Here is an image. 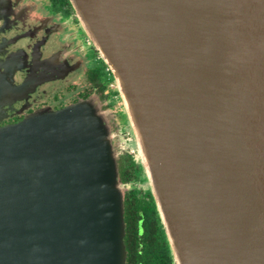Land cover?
Instances as JSON below:
<instances>
[{
	"label": "water",
	"instance_id": "obj_1",
	"mask_svg": "<svg viewBox=\"0 0 264 264\" xmlns=\"http://www.w3.org/2000/svg\"><path fill=\"white\" fill-rule=\"evenodd\" d=\"M70 1L175 263L264 264V0ZM118 174L95 101L0 126V264H124Z\"/></svg>",
	"mask_w": 264,
	"mask_h": 264
},
{
	"label": "flooded vegetation",
	"instance_id": "obj_2",
	"mask_svg": "<svg viewBox=\"0 0 264 264\" xmlns=\"http://www.w3.org/2000/svg\"><path fill=\"white\" fill-rule=\"evenodd\" d=\"M0 72L6 83L0 126L83 99L100 105L112 129L116 116L124 124L112 73L70 0H0ZM114 139L123 185L124 264H176L149 187L134 183L143 179L142 170L127 156L121 172L124 157Z\"/></svg>",
	"mask_w": 264,
	"mask_h": 264
},
{
	"label": "rangeland",
	"instance_id": "obj_3",
	"mask_svg": "<svg viewBox=\"0 0 264 264\" xmlns=\"http://www.w3.org/2000/svg\"><path fill=\"white\" fill-rule=\"evenodd\" d=\"M92 101H94V100H92ZM121 105H122V103H121ZM99 107H100V105H99ZM100 109H101V107H100ZM121 115H122V119H123L124 124L121 122L120 117L116 116V118H113L114 119V121L112 123L113 129L111 127L110 128H111V130H112V132L114 134V138L116 136L117 144L121 145V147L118 150L120 152H122L121 155L124 157L123 158L124 160L122 159V161H121L122 165L125 167L126 166V162L125 161L128 158L127 156H131V158H133V161L135 162V164L138 165L141 168L142 173H143V179L140 180V181H135L134 183H136L135 185L138 188L143 190L148 185H147L146 180H144V178H145L144 175L145 174H144L143 168H142L141 163H140L139 155H138V152H137V147H136V144H135V139H134L132 130L129 127L128 120H127L125 112L122 113ZM116 119H117V122H116Z\"/></svg>",
	"mask_w": 264,
	"mask_h": 264
},
{
	"label": "trees",
	"instance_id": "obj_4",
	"mask_svg": "<svg viewBox=\"0 0 264 264\" xmlns=\"http://www.w3.org/2000/svg\"><path fill=\"white\" fill-rule=\"evenodd\" d=\"M126 171V167H122L121 168V172H125ZM123 174V173H122ZM158 220V219H157Z\"/></svg>",
	"mask_w": 264,
	"mask_h": 264
},
{
	"label": "bare ground",
	"instance_id": "obj_5",
	"mask_svg": "<svg viewBox=\"0 0 264 264\" xmlns=\"http://www.w3.org/2000/svg\"><path fill=\"white\" fill-rule=\"evenodd\" d=\"M139 155V154H138Z\"/></svg>",
	"mask_w": 264,
	"mask_h": 264
}]
</instances>
